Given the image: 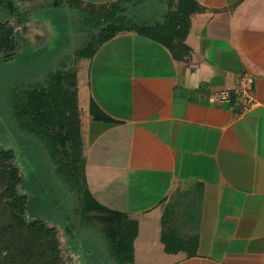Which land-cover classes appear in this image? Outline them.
Masks as SVG:
<instances>
[{"label": "crops", "instance_id": "0c3cea01", "mask_svg": "<svg viewBox=\"0 0 264 264\" xmlns=\"http://www.w3.org/2000/svg\"><path fill=\"white\" fill-rule=\"evenodd\" d=\"M143 1L160 20L165 2ZM195 1L202 10L189 17V49L178 59L133 31L105 41L93 54L91 96L80 108L94 133L89 158L109 168L120 184L112 191L145 186L152 201L143 219L158 232L145 226L142 235L137 218L97 200L137 221L133 264H264V0ZM243 70L254 76L253 107L242 110L233 96L211 100L237 88ZM90 99L116 121L92 120ZM166 211L179 233L197 236L195 256L164 251Z\"/></svg>", "mask_w": 264, "mask_h": 264}, {"label": "trees", "instance_id": "16d2710c", "mask_svg": "<svg viewBox=\"0 0 264 264\" xmlns=\"http://www.w3.org/2000/svg\"><path fill=\"white\" fill-rule=\"evenodd\" d=\"M0 0L7 17L0 18V57L9 60L19 45L17 30L9 21L20 22L16 2ZM59 7L70 0H49ZM166 11L158 13L160 20H145L143 12L135 11L140 0H115L103 7L100 15L83 10L84 24L99 29L95 34L99 44L117 33L133 31L151 38L178 59L189 48L185 43L191 14L202 8L195 0H162ZM161 1V2H162ZM143 5L142 1L140 3ZM139 4V5H140ZM174 4L175 6H172ZM153 8V7H152ZM162 8V7H161ZM154 18V17H153ZM21 23V22H20ZM98 27V28H97ZM94 36V35H93ZM90 41L86 45L89 46ZM77 72L61 70L50 73L42 82L23 86L12 98V113L22 130L38 138L53 161L55 171L76 200V216L82 225L102 233L110 254L118 264H133V242L138 223L125 212L101 204L88 188L81 135L82 110L77 103ZM88 111L95 121L115 122L90 99ZM21 175L12 149L0 146V264H69L64 257L58 231L39 218L26 217L28 198L18 191ZM166 211L161 218L160 241L166 253L183 251L188 257L197 254V236H183L172 225ZM69 233L70 227L67 228Z\"/></svg>", "mask_w": 264, "mask_h": 264}, {"label": "rangeland", "instance_id": "374dc122", "mask_svg": "<svg viewBox=\"0 0 264 264\" xmlns=\"http://www.w3.org/2000/svg\"><path fill=\"white\" fill-rule=\"evenodd\" d=\"M141 1L144 2L140 0L139 4ZM68 3L54 7L49 0L16 2L21 11L19 14L21 23L15 22L16 19L12 17L9 21L18 32L19 45L13 58L3 60L0 57V146L12 149L15 154L22 177L18 191L28 198L26 217L39 218L55 226L63 255L69 264H118L110 254L102 233L79 222L75 214L74 194L58 177L54 163L41 141L19 128L12 113L11 103L15 93L20 92L23 86L42 82L50 73L61 70L77 72V103L79 108L86 109L88 98L91 96L88 80L93 55L89 54L99 44V39L95 36L99 29L89 30L87 28L89 24H84L80 12L86 10L92 15H100L103 7L109 3L97 5L80 0H70ZM139 4L135 6V11L140 14L143 12L145 16L143 19H150L152 16L148 14L152 5ZM5 11L0 7L1 19L7 17ZM41 21L45 22L47 31L42 29ZM87 41H90L89 46L86 45ZM104 42H101L100 46ZM88 121L89 118L84 116L83 112L81 127L85 129L83 145L85 174L91 193L101 202H110V206L126 210L130 217L137 218L142 235L145 226H151L150 229L147 228L148 234L152 232L156 234L159 226L143 219L142 209L152 201L147 197L149 193L145 194V186L142 188L135 186L136 190L129 192L126 184L122 183L120 192L112 191L111 188L120 184L110 181L109 168L95 167L93 159L89 158L93 150L90 143L94 133L90 125L88 126ZM68 227L72 230L70 233Z\"/></svg>", "mask_w": 264, "mask_h": 264}, {"label": "built area", "instance_id": "2783aa9c", "mask_svg": "<svg viewBox=\"0 0 264 264\" xmlns=\"http://www.w3.org/2000/svg\"><path fill=\"white\" fill-rule=\"evenodd\" d=\"M254 76L247 70H243L240 74L239 84L232 92L221 91L211 97L212 101L228 102L233 96L238 100L242 110H248L256 104L252 94V86Z\"/></svg>", "mask_w": 264, "mask_h": 264}, {"label": "flooded vegetation", "instance_id": "af4514ba", "mask_svg": "<svg viewBox=\"0 0 264 264\" xmlns=\"http://www.w3.org/2000/svg\"><path fill=\"white\" fill-rule=\"evenodd\" d=\"M36 23V22H35ZM39 23V22H38ZM45 23V22H44ZM44 23L41 21L40 25L42 27V29H44L45 31H47V26L44 25Z\"/></svg>", "mask_w": 264, "mask_h": 264}]
</instances>
